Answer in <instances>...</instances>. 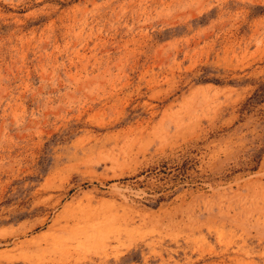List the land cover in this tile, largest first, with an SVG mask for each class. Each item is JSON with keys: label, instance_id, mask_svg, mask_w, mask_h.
I'll return each mask as SVG.
<instances>
[{"label": "rangeland", "instance_id": "1", "mask_svg": "<svg viewBox=\"0 0 264 264\" xmlns=\"http://www.w3.org/2000/svg\"><path fill=\"white\" fill-rule=\"evenodd\" d=\"M264 0H0V264H264Z\"/></svg>", "mask_w": 264, "mask_h": 264}, {"label": "trees", "instance_id": "2", "mask_svg": "<svg viewBox=\"0 0 264 264\" xmlns=\"http://www.w3.org/2000/svg\"><path fill=\"white\" fill-rule=\"evenodd\" d=\"M257 103H264V83L254 92L245 105L250 107Z\"/></svg>", "mask_w": 264, "mask_h": 264}]
</instances>
